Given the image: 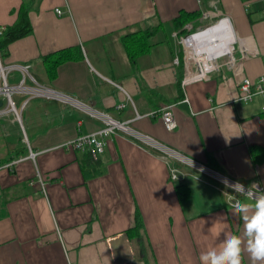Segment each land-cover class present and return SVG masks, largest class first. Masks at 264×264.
Returning <instances> with one entry per match:
<instances>
[{"label":"crops","instance_id":"obj_1","mask_svg":"<svg viewBox=\"0 0 264 264\" xmlns=\"http://www.w3.org/2000/svg\"><path fill=\"white\" fill-rule=\"evenodd\" d=\"M25 3L32 33L11 43L4 59L0 53L11 85L25 79L68 95L264 192L263 95L238 101L236 67L229 66L183 91L185 70L175 59L182 50L184 61V51L170 24L180 10L200 14L191 31L228 17L236 39L256 52L242 66L254 86L264 75V0H0V26L13 25ZM206 11L217 16L204 17ZM145 30H155L152 46L135 63L123 37ZM64 48H79L82 58L61 64L51 80L43 57ZM15 96L22 124L12 115L0 118V264H200V254L218 249L225 233L242 234L243 221L221 184L121 132L106 138L99 156L104 172L85 178L89 152L71 142L103 122L57 100ZM170 104L172 131L159 115ZM18 158L14 168L5 167ZM37 174L48 182L45 193L30 184ZM177 185L189 187L186 202ZM234 197L239 205L254 202ZM242 264H250L247 254Z\"/></svg>","mask_w":264,"mask_h":264},{"label":"built area","instance_id":"obj_2","mask_svg":"<svg viewBox=\"0 0 264 264\" xmlns=\"http://www.w3.org/2000/svg\"><path fill=\"white\" fill-rule=\"evenodd\" d=\"M55 11L58 15L62 14V11L58 8ZM209 15L217 16V14L213 13L212 11H206L204 13V17H208ZM228 20V17H223L220 20L216 21L214 24H211L198 31H194L181 38H178L177 35L174 34V37L177 39L178 43L182 45L184 51L183 65L185 76L181 82V86L183 88V91H185L186 87L190 84L209 80L211 75L215 72H220L223 66L236 67L235 75L237 76L238 84L237 100L245 103L251 102L256 94H261L264 97V75H262L258 83L253 86L251 80L244 74L242 68L243 63L246 62L251 56L256 55V52L248 50L247 47L243 44L242 40H237L231 29L226 30L221 38L218 39L217 44H215V46L213 47H210V53L198 51L194 52L188 47V45L191 46L190 43L193 37L215 27H226ZM4 31L5 28L0 26V34H2ZM222 40H229L230 43H228L225 47L222 44ZM237 42L239 43V50L241 52V56L239 58L235 57ZM175 63L179 64L178 58L175 59ZM11 68L20 69L21 71L27 72V69L21 66H12ZM8 70L9 68L2 67L0 65V99L3 101V104L0 106V118L7 115H12L14 121L21 123V110L14 101V96L18 93L26 94L31 97H42L57 100L59 102H62L63 104L70 105L87 114H90L91 116L98 118L103 122V127L98 131L78 136L71 142V145L75 148H86L94 160H98L99 156L105 152V148L107 145L106 138L109 135L121 132L129 137H132L139 144L159 152L164 161L170 163L174 160L181 164H186L192 168H196L200 171H204L205 167L200 166L194 160L182 156L178 152L173 151L166 146L156 142L150 136L131 128L128 122L117 121L111 115L105 112H100L68 95L57 92L51 88L40 86L38 84L35 86H27L25 84V79L21 80L17 85H11L8 82ZM184 101L189 103V99L186 96V93ZM26 103L27 102H25L23 106H25ZM120 107L122 106H119V108ZM159 115L168 130L172 131L176 129L177 122L173 104L164 106L161 110H159ZM31 157L34 158V153H31ZM21 161L22 158L14 159L12 163L6 165L5 167L14 168L15 165H17ZM206 172L210 173V175L215 179L220 180V182L223 183L226 188L234 189L236 190V192H239L251 199H253V193L257 192L256 188H252L251 192H246L240 189L239 185H237H243L242 183L232 179H228L223 175L217 172H213L209 169H207ZM171 173L175 177L176 169L173 168L171 170ZM47 183L48 182H45L41 178L40 174H37L36 178L30 182L31 185H38L44 193L46 192ZM235 185L237 186L234 187ZM254 185L258 187L260 192H262V187L259 185V183L254 182L252 186ZM243 186L245 190H248L252 187H247L245 185ZM220 189L225 194L232 206L237 207L239 205L234 195L229 194L222 188Z\"/></svg>","mask_w":264,"mask_h":264},{"label":"trees","instance_id":"obj_3","mask_svg":"<svg viewBox=\"0 0 264 264\" xmlns=\"http://www.w3.org/2000/svg\"><path fill=\"white\" fill-rule=\"evenodd\" d=\"M30 6L29 3H25L21 6L18 11L16 22L8 26L5 31L0 35V53L1 57L4 59L9 50V45L19 39H22L32 33V25L29 16ZM200 14L198 12H186L183 10L179 11V14L171 21V25L174 29V33L178 38L186 36L194 31H191L189 24L195 21ZM161 25L159 24V27ZM155 30H145L136 33H129L123 37V43L129 57L133 62L143 56L152 46L149 43V38L154 35ZM79 48H64L53 53H50L43 57V62L46 66L47 73L51 80L56 78L57 68L70 60L81 59L82 55L78 53ZM178 60L181 70H184L183 65V53L182 50L178 52ZM87 160L83 166V175L85 178H91L95 175H100L104 172V168L98 160H94L90 153L87 154ZM177 191L179 195V200L181 202H186L190 197V189L185 185H177ZM142 223L137 222L136 226L133 228L137 232Z\"/></svg>","mask_w":264,"mask_h":264},{"label":"clouds","instance_id":"obj_4","mask_svg":"<svg viewBox=\"0 0 264 264\" xmlns=\"http://www.w3.org/2000/svg\"><path fill=\"white\" fill-rule=\"evenodd\" d=\"M237 185L246 192L257 189L253 193V203H243L235 209V214L243 221L242 234L225 233L218 249L212 248L200 254V264H242L244 254L248 255L250 264H264V192L255 185L248 190Z\"/></svg>","mask_w":264,"mask_h":264},{"label":"bare ground","instance_id":"obj_5","mask_svg":"<svg viewBox=\"0 0 264 264\" xmlns=\"http://www.w3.org/2000/svg\"><path fill=\"white\" fill-rule=\"evenodd\" d=\"M230 29L231 27L229 25V22H227L226 27H215L211 30L205 31L202 34L193 37L190 43L191 46L188 45V47L194 52L198 51L210 53V47L215 46V44H217L218 39L221 38L225 31ZM225 41L226 40H222V44L226 47V45L230 43V41L227 40L226 44Z\"/></svg>","mask_w":264,"mask_h":264},{"label":"rangeland","instance_id":"obj_6","mask_svg":"<svg viewBox=\"0 0 264 264\" xmlns=\"http://www.w3.org/2000/svg\"><path fill=\"white\" fill-rule=\"evenodd\" d=\"M213 24H214V23H213ZM177 65H178V64H177ZM14 100H16V96L14 97ZM16 102H17V100H16ZM26 104H27V103H26ZM18 123H19V122H18ZM19 124H22V120H21V123H19ZM185 165H186V164H185ZM206 170H207V169L204 168V171H201L205 177H208V178L213 179V180L216 181L218 184H222V185H220L221 188L224 189V190H226L229 194H231V195H237V194H240V195H241V193L236 192V190H234V189L226 188V187L224 186V184L220 182V180L215 179L213 176L210 175V173H207L208 171L206 172Z\"/></svg>","mask_w":264,"mask_h":264},{"label":"water","instance_id":"obj_7","mask_svg":"<svg viewBox=\"0 0 264 264\" xmlns=\"http://www.w3.org/2000/svg\"><path fill=\"white\" fill-rule=\"evenodd\" d=\"M3 104V101L0 99V106Z\"/></svg>","mask_w":264,"mask_h":264}]
</instances>
